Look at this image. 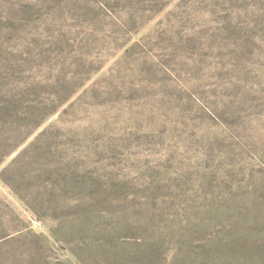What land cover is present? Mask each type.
<instances>
[{
  "label": "rangeland",
  "instance_id": "374dc122",
  "mask_svg": "<svg viewBox=\"0 0 264 264\" xmlns=\"http://www.w3.org/2000/svg\"><path fill=\"white\" fill-rule=\"evenodd\" d=\"M0 264H264V0H0Z\"/></svg>",
  "mask_w": 264,
  "mask_h": 264
}]
</instances>
